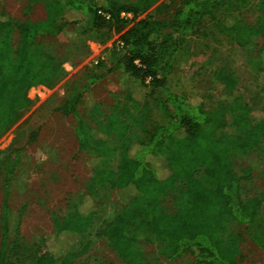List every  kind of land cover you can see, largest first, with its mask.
<instances>
[{"label":"trees","instance_id":"1","mask_svg":"<svg viewBox=\"0 0 264 264\" xmlns=\"http://www.w3.org/2000/svg\"><path fill=\"white\" fill-rule=\"evenodd\" d=\"M31 1L43 2L45 19L18 21L4 8L0 12V138L30 108V88L50 87L63 77L62 62L42 39L59 36L67 27L120 34V44L111 51L115 65L108 72L122 69L145 96L136 99L128 92L109 113L91 99L90 123L78 107L85 104L91 86L105 76L92 72L84 86L55 108L74 117L80 150L106 157L125 146L117 168L95 170L70 210L61 218L55 216L54 247L43 237L34 244L11 238L9 185L22 149L5 153L6 161L0 163L7 165L0 207V264H75L89 248L86 234L101 222L94 207L85 206L108 187L117 191L123 209L98 235L109 241L125 264H148L141 239L165 244L170 259L192 255L197 264H240L243 237L224 233L229 222L244 225L264 252V192L247 196L232 160L237 150L261 141L264 115L251 120L253 108L233 95L237 79L224 71L214 73L226 94L217 108L176 94L170 86L177 57L203 21L222 6L243 7L246 0H182L170 14L161 0ZM122 13L132 14L135 22L129 26L131 21ZM231 21L225 30L237 45L261 37L264 52V4L254 25ZM154 112L161 121H153ZM228 113L235 135L221 130ZM132 133L137 139L129 142ZM200 172L208 183L198 178ZM76 243H81L80 251L73 249Z\"/></svg>","mask_w":264,"mask_h":264},{"label":"rangeland","instance_id":"2","mask_svg":"<svg viewBox=\"0 0 264 264\" xmlns=\"http://www.w3.org/2000/svg\"><path fill=\"white\" fill-rule=\"evenodd\" d=\"M181 1L161 0L159 4H163L165 13L170 14ZM263 4L264 0H246L243 7L222 6L213 17H207L189 37L184 50L177 57L170 78L172 90L194 100H203L208 108H217L226 94L224 86L215 81L214 73H230L237 79L233 95L242 97L253 108L250 118L258 121L264 115L263 39L257 37L248 45L239 46L226 33L225 25L232 23L233 19L254 25ZM3 8L18 21H36L47 17L43 2L0 0V12ZM125 19L131 21L129 26L135 22L133 17ZM119 36L115 32L85 33L82 29L67 27L59 36L42 39L45 47L62 62L64 74L53 86L39 84L30 88V108L0 138V163L6 161L5 153L13 148L22 149L9 185L12 239L34 244L43 237L54 247L58 241L55 216L61 218L70 210L71 205L85 192L95 170H115L119 165L125 144L106 157L80 150L74 117L55 109L84 86L92 72L105 76L91 86L85 96V104L78 107L80 115L88 122L92 123L89 112L91 99L109 113L128 92L136 99L144 98L145 91L122 69L108 72L115 65L111 51L115 44H120ZM152 117L154 122L161 121L158 112H154ZM231 118L232 114L228 113L227 124L221 130L235 135L237 132L231 125ZM129 139V142L136 141L137 135L132 133ZM232 160L236 171L243 177L245 194L252 196L264 192V136L256 146L237 150ZM6 170L7 165H0V207L4 198ZM197 176L208 183L203 172ZM85 207H94L101 222L86 234L89 248L75 260V264H125L117 257L109 241L98 235L104 224L123 209L117 191L109 187L103 189ZM235 232L243 237L240 264H264V252L249 238L245 226L227 223L224 233ZM80 246L81 243H76L73 249L80 251ZM140 246L148 264H197L192 255L170 259L165 255V244L154 239H141ZM62 254L63 251L59 256Z\"/></svg>","mask_w":264,"mask_h":264},{"label":"built area","instance_id":"3","mask_svg":"<svg viewBox=\"0 0 264 264\" xmlns=\"http://www.w3.org/2000/svg\"><path fill=\"white\" fill-rule=\"evenodd\" d=\"M122 17H124V18L131 17L132 18L133 15L130 13H122Z\"/></svg>","mask_w":264,"mask_h":264}]
</instances>
